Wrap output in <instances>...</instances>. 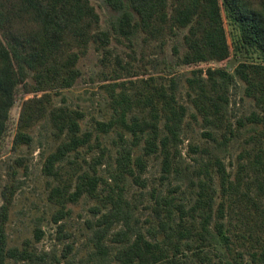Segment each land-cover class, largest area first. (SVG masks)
<instances>
[{
  "label": "trees",
  "instance_id": "1",
  "mask_svg": "<svg viewBox=\"0 0 264 264\" xmlns=\"http://www.w3.org/2000/svg\"><path fill=\"white\" fill-rule=\"evenodd\" d=\"M104 2L117 14L112 26L113 32L127 40L140 37L143 40H160V46L163 47L166 40L178 36L177 31L185 30L182 34L183 53L175 45L172 52L181 64L187 65L227 59L230 46L224 25L225 19L231 21L239 29L241 45L257 50L261 56V63H239L234 74L246 84L248 95L254 97L256 103L263 104L264 112V0ZM98 22L99 17L88 0H0V143L9 111L15 101L17 85L31 75L38 89L72 86L77 76L75 64L78 53H67L66 49L74 44L85 45L89 40L95 43L108 42L110 32L98 30ZM190 74L186 81L194 94L191 102L197 113L209 126L217 130L224 128L231 135L234 130L227 119V90L233 76L222 69L210 68L206 70V76L199 69L191 70ZM147 86L149 90L140 99V105L141 109L147 110L148 116L140 120L133 116L128 120L127 106L118 104L107 122H98L100 132L107 134L117 131L122 141L116 158L118 170L116 175L111 176L114 184H108L104 189L107 193L102 206L107 210L96 211L100 217L97 221L95 253L102 263L108 257L109 249L104 240L111 233L113 237L110 241L116 243L113 264H180L177 256L185 249L216 244L218 236L223 237L227 243L222 215L225 200L229 201L230 208L234 204L240 207L238 211L242 219L237 221L244 222V214L251 215L245 207L247 203H244L250 196L238 191L242 183L246 187L250 184L248 180L243 181L247 175L246 164L239 165L240 169L233 180L221 159L210 154L206 162H202L201 167L195 171V181L187 175L190 187H196L194 203L189 209L184 206V197L168 194L160 197L152 206L156 221L146 229L148 236L131 225L132 211L125 198L124 175L132 176L135 181L139 179L135 168L142 172L143 156L153 152H160L163 164L172 166L175 157L180 156L178 145L186 111L185 106L177 100L173 87L156 83H147ZM45 100L32 98L23 102L14 137L15 144H30L29 130L44 117L47 111ZM50 117L60 132H65L67 136V140L59 144L46 159L44 168L48 173H53L55 164L67 158L71 151L78 152V147L84 145L89 136L79 134V120L83 118V113L79 111L53 107ZM250 121L253 123L251 132L256 138L260 134L264 139V116L254 115ZM238 125L244 127L246 123L238 120ZM207 135L214 143V149L224 146L229 139L225 134L221 141H217L212 134ZM137 151L139 153L134 155ZM206 152L212 153L211 149H206ZM92 169L91 175L84 173L80 177L82 184L77 186L71 200H77L82 193L95 194L96 186L102 179ZM214 174L218 180V190L212 185ZM258 185V192L263 191ZM11 194L6 187L4 203L0 207V264H45L48 257L46 253H38L32 248L7 246L5 223ZM232 195L235 198H231ZM257 203L252 199L251 206L256 210L259 209ZM259 210L264 212L263 209ZM214 215L217 220L213 231L210 222ZM117 223H121L124 228L112 232ZM226 255L228 258L224 260L225 264H233L229 260L230 248L227 244ZM250 255L251 264H264V237Z\"/></svg>",
  "mask_w": 264,
  "mask_h": 264
},
{
  "label": "rangeland",
  "instance_id": "2",
  "mask_svg": "<svg viewBox=\"0 0 264 264\" xmlns=\"http://www.w3.org/2000/svg\"><path fill=\"white\" fill-rule=\"evenodd\" d=\"M88 2L99 17L97 29L107 30L110 36L106 43L89 40L85 45L74 44L66 49L67 53H78L75 64L77 76L72 86L38 89L31 75L17 85L15 101L0 143V207L4 203L6 187L12 192L5 223L8 248H32L38 253H46L45 264L114 263L116 243L110 241L112 233L104 240L109 248L104 263L95 253L97 221L100 217L96 211L107 210L102 206L107 193L104 189L108 184H114L111 176L116 175L118 170L116 158L122 141L117 131L107 134L100 132L98 122H107L118 104L127 106L128 120L133 116L139 120L148 116L147 110L141 109L140 99L149 90L147 83H156L173 87L177 100L186 108L178 145L180 156L175 157V162L169 167L163 164L160 152L150 153L143 156L144 170L138 172L135 168L139 179L135 181L132 176L124 175L125 198L132 211L131 225L147 235L146 229L156 221L152 206L160 197L168 194L184 197V206L189 209L194 203L196 187H190L187 175L195 181V171L211 155L221 159L233 180L238 174L239 165L244 163L247 175L243 181L248 180L250 184L246 187L242 183L238 191L250 196V201L246 198L244 203H247L245 207L251 215L244 214L246 220L237 221L242 219L238 211L240 207L234 204L230 208L229 201L225 200L222 215L227 243L218 236L216 244L185 249L177 259L180 264H225L224 260L228 258L227 244L230 248L229 260L233 264H251L250 254L264 237V212L259 210H264V139L260 134L256 138L251 132L253 123L250 120L254 115L264 116V112L263 104L256 103L255 98L248 95L246 84L235 76L234 69L242 62L261 63L259 52L243 47L239 29L225 19L230 56L222 61L181 64L173 54L172 47L175 45L183 53L182 34L185 30L177 31L178 36L166 40L163 47L160 40H143L140 37L130 41L113 32L117 14L104 0ZM209 68L222 69L233 76L227 90V119L234 130L231 135L224 128L217 130L209 126L191 102L194 94L186 78L191 76V70L197 69L206 76ZM32 98H45L47 111L29 130L30 144H15L22 104ZM53 107H66L83 113V118L79 120V134H87L89 140L78 147V152L71 151L67 158L55 164L53 173H48L44 168L47 157L67 140L65 132L61 133L52 123L50 111ZM238 120L246 125L240 127ZM208 133L215 136L217 141H221L224 134L229 139L224 146L214 149ZM126 136L131 138L129 133ZM206 149H211L212 153H207ZM137 153L139 151L134 155ZM92 167L102 179L96 186L95 194L86 192L77 200H71L77 186L82 184L80 177L84 173L91 175ZM213 177L212 185L218 190L217 177L215 174ZM258 184L263 191L258 192ZM231 198H235V195ZM252 199L258 202V210L252 207ZM188 219L190 222V217ZM216 220L214 215L210 222L213 231ZM123 228L121 223H117L111 231Z\"/></svg>",
  "mask_w": 264,
  "mask_h": 264
}]
</instances>
